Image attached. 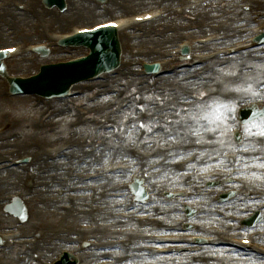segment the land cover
I'll return each instance as SVG.
<instances>
[{"label": "bare ground", "instance_id": "6f19581e", "mask_svg": "<svg viewBox=\"0 0 264 264\" xmlns=\"http://www.w3.org/2000/svg\"><path fill=\"white\" fill-rule=\"evenodd\" d=\"M92 7H93V5L91 3H89L88 0H75V4L74 3L72 4V9L70 10L72 12V14L70 15V19H72V20L83 19L85 11L89 10L91 12L93 9ZM230 7L232 8L233 5H231ZM208 12L210 13L211 11L207 10L204 13L205 15L202 14V17L203 18L208 17L207 16ZM40 16L44 17V14L42 13V15H40ZM92 19L93 18H91L89 20H92ZM177 21H178V19L171 18L169 20V23L172 24L175 28L176 23H178ZM54 22L56 24H63L62 20H59L57 18L54 19ZM155 29H156L155 26H154V28L146 29L147 35H149L150 32L154 31ZM156 33L160 34V32H158V31H156ZM160 41L164 45L169 44L167 38H165L164 36L160 37ZM241 56H244V54ZM241 58H243V57H235V58L231 59V61L235 60L233 62V68L231 69L232 79H229V77L227 75H221V74H219V72H217L216 75L203 78L201 82H191L190 84H188V86H186L184 83L179 82L177 80H171L172 77L165 78L166 79L165 84H167V86H170L171 84L176 85L177 90L179 92H182V94L188 93V92H183L186 90V87H193L194 89H199V90L202 88H205V89H210V90H213L216 92H219L220 89H223L225 87H238V88H240L239 90H242V89H244V87H246L245 89H251V91H256V92H259L261 94L262 91H260L258 87H255L254 83L250 82L249 79L252 76H254L256 73L260 74V73L264 72V57L260 58V60L262 61L261 64H257L251 68V74L247 73V71H246V66L248 64V58H243V59H241ZM123 59L124 58H122V60ZM233 73H234V76H233ZM223 76H227L226 80L223 79ZM167 90L168 89L165 87V91H167ZM251 91H247V92L249 94H251ZM144 94H145V91L137 92V96H139V97H142ZM154 94L157 95L156 93H154ZM209 97H211V94L208 93V96L206 98H204L203 101L206 100L207 98L210 99ZM21 99H28V98H21ZM174 111L175 110L173 109V112H171V114L167 115V117L164 120H162V123L160 124L161 129L163 130L165 126L175 127L176 132L180 133L179 136L184 138L186 140V142L189 141L191 135H193L194 137L201 138V139L205 138L206 141H208V144H209L208 148H206L204 151L201 152L202 157L200 158V156H199L198 157V159L200 158L199 161L194 165L198 170H200L204 164H211L210 162H215L216 160L208 161L210 158L207 159L206 155L219 150V148L222 147L223 142L221 139L217 138L216 136L208 137L207 134L209 133V131H205V129H207V128H218L221 126V121L215 119L214 121H216V122L213 123V125L212 124H210L209 126L200 125V127H198V125L194 124V123H197L196 119H193L194 120L193 127L187 128L188 127L187 124L183 123V119L185 117L184 113H186V112H182V114L177 117L176 114H174ZM187 111H189L188 116L197 117L196 113L193 114L192 109H189ZM203 114H206L205 111L203 112ZM222 114H223V116L221 117V119L223 120V124H224V122L227 124V122H229V120H228V117H227L226 113L224 112V110L222 111ZM219 115H220V113H218L217 116H219ZM113 119L118 121L119 117L115 116ZM169 119H172V120L168 121ZM35 128L38 129L39 127L35 126ZM162 130H160L161 132L159 133V136L163 138L164 135L162 133ZM193 132H196L198 134L194 135ZM19 138H18V140H19ZM18 140H17V142H18ZM249 140H250L249 142H251V137L249 138ZM186 142H185V144H186ZM253 142H254L255 146L257 147V150H264V137H259L258 140L253 139ZM177 150H179V151L185 150L182 141H180L178 143ZM169 156H170V154L166 156V159H168ZM217 156H219V155H215V157H217ZM168 163H169V160L161 167L159 179L161 180L163 185H171V186L175 187L179 183L180 176L178 175V173L176 171L169 168ZM240 163H241L240 167L244 173H247V175L249 173L253 174V176H251V180L249 182L250 187L252 186V187L264 188V177H262L256 171V166H258L259 163L256 161L255 155H252V159L250 158V155H247V154L243 155V157L240 160ZM38 164L39 163L35 164V166H37ZM28 172H26L27 177H29ZM8 179L9 180L14 179L15 181L10 183ZM23 182H24V176L22 177L20 173L16 172L15 170H11V174L9 175V177H7V178L1 177L0 178V188H1V190H6V189H8V187L11 184H17L18 185L19 183H23ZM198 183L203 184L202 182H198ZM197 193L202 194L204 196V193L201 190V186H197V187L193 188L192 194L190 197H192L193 195H195ZM102 202L107 205V202H105L103 200H102ZM153 202L161 203V200L157 196L156 198L153 199ZM209 204L210 203L207 200H203L201 203H199L197 205L201 208V210H200V219L201 220L200 221H202V224L204 225V222H208V223L218 225L221 223V221L224 222V219L221 217V215L214 216V217L211 215V214H214L216 212H219L220 210L214 209V208L208 209ZM234 204H235V202H233V200H232L231 202H229L227 204V206H222L220 209L223 210L224 212L225 211H231L232 208H234V206H235ZM2 206H5V205H3V204L0 205V207H2ZM155 212H156V214L160 215L164 221H167L168 218L172 214L178 213L179 209L176 205V202H171V203L165 204V206L160 205ZM224 212H223V214H224ZM71 214H72V217L70 218L71 220H75L76 218H81V215L78 214L76 211H74ZM33 215L35 216L34 218H33ZM33 215L31 217V220L35 221L36 218H38V217H36V214H33ZM89 217H92V219L96 222L99 220H103V221L105 220V221L110 222V223L114 222L113 220H110L108 218H105V217H102L99 215H91ZM89 217H83V218L89 219ZM263 217H264V213H263ZM31 223H33V222H31ZM118 224L120 226H126L125 224H127V223H119L118 222ZM97 233L100 235L103 234V232H97ZM139 243H143V241L140 239L138 234H133V236L131 238V245L129 246V250L134 252L136 250L137 244H139ZM27 250H29L34 255H36V251H40L41 255L43 253H45V254L48 253V249H46L45 247H38L37 245H35L33 247H27ZM139 252H140L139 250H136V253H134V259H135L134 264H139L138 260L141 258L138 256ZM238 257H241V256L233 255V256L224 257L222 255V250L207 249V250H204V251H201L200 253H198V255L194 257V262L192 264H195L196 262L198 264H214V263L215 264H242V263L243 264L244 263H246V264H248V263L264 264V260H262V259L259 260V258H253V257L250 259H245L246 261H239V260L235 261V258H238ZM189 259L190 258L187 255H180V256H178V258L173 256L171 261L169 262V264H191L188 262Z\"/></svg>", "mask_w": 264, "mask_h": 264}, {"label": "rangeland", "instance_id": "374dc122", "mask_svg": "<svg viewBox=\"0 0 264 264\" xmlns=\"http://www.w3.org/2000/svg\"><path fill=\"white\" fill-rule=\"evenodd\" d=\"M94 2V0H92ZM95 3V2H94ZM97 5V4H96ZM103 4H99L97 5V10L100 9V7H102ZM93 13H95L94 11H92ZM99 12V11H98ZM101 13V12H99ZM107 16V15H106ZM105 17V13L104 16L101 14H99V19L97 18L96 20H89L91 19L90 15L88 17H84L82 20L79 21H74L73 22V26L76 25H90V24H94V23H98L100 21H102V19H104ZM10 20V19H9ZM33 20L30 19L28 21V24H30ZM89 21H92L91 23H88ZM12 24H16L14 19H11L10 21ZM16 29L14 27V25H10L7 23V25H5V28L3 30H0V48L8 46V45H12L15 42L11 39V37L9 36V34H13L14 30ZM68 30V25H65L64 28V32H66ZM57 31H60L59 29H57ZM21 42H25L26 41H18V43L21 44ZM140 42V41H139ZM157 45L156 43L153 42H142V45ZM173 43L170 44L169 46L172 47ZM57 58H64L66 59L67 56L64 55H60V56H52L51 53H49V55L47 56V61L51 60V59H57ZM15 59V58H14ZM14 59H10V60H6L5 66L7 67L8 71L11 72L14 75H25V74H31L33 72H35L38 68L37 65H39V63L41 62H45L46 59L44 60H40L38 57H34V56H30V57H25V55H20L18 57V59L14 60ZM32 66H31V65ZM21 68V69H20ZM262 75H256L252 81L253 82H257L259 80H261ZM6 88L5 84L0 82V121H7L8 118H12L16 124V126L10 130V134L7 133L5 138L9 137V136H14V134L16 135H20L21 134V130L18 129L21 125H23L22 127V134L20 136L21 139L18 142L19 146L21 147L22 144H30L32 141H36L39 140L40 142H48V143H55L61 139L66 138L67 136H69V134L73 131V129H71V124L74 125L73 123L76 122L77 120H79V118H84L82 117V115L80 114H84V111H78V107H80V105L82 106H86L84 100L82 101H71V102H67L62 104H56V107L58 110L60 109H66L67 107H73L75 109V111L68 117L66 118H61V120H59V115L56 116L50 123L52 126V128H47L45 125L46 123H44L43 119H44V112L41 109L42 107L38 104H35L33 99H13V100H6L4 99L3 93H4V89ZM191 96H197L198 93H190ZM185 96H187L186 94H180V93H176L174 96L170 97V102L171 100H174L175 104H177V102L179 100H187V98H185ZM174 98V99H173ZM161 100V103L163 105H168L167 101L162 100V97H157V100ZM43 104H48L47 102H43ZM49 105V104H48ZM95 106V105H94ZM37 108H39L40 110L38 111ZM68 108V109H69ZM87 113L88 115L91 113V108H87ZM10 118V119H11ZM85 119H88L87 116H85ZM90 121H86L88 122V126L92 127L93 126V120L89 119ZM46 121V120H45ZM85 122V123H86ZM48 123V124H50ZM68 124V126H66V129L63 131L62 129H64V124ZM35 126H38L40 129L39 131H37V129H35ZM68 127V128H67ZM58 128V129H57ZM225 128H223L220 131H224ZM253 130V129H252ZM80 131L82 133H84V130H82V128H80ZM9 134V135H8ZM254 136V135H253ZM20 173H23V171H19ZM68 172V171H67ZM67 172H59L60 177H65V175H67ZM51 173H55V172H51ZM51 173H47L45 175V178L49 177V174ZM22 175V174H21ZM50 179V178H47ZM60 179V178H59ZM22 185L19 186H10L8 190L4 191V194H14V193H19L22 192L23 188ZM24 192V191H23ZM37 199H41L42 197L45 196V194L43 196H40V194H37ZM36 201V199L34 200ZM29 207H28V212H29ZM46 210V209H45ZM58 210V209H57ZM31 213H29V215L27 214V219L26 222L28 225L29 224V219L30 218ZM42 218H45V220H42L41 223L47 224V225H53L55 224L56 226L60 225V224H56L61 223V220H59L56 216H42L40 215ZM77 223H84L87 224L88 222L86 221H77L75 220L74 222V226L77 225ZM29 228L32 229V227L28 226L26 227V230ZM16 254V253H15Z\"/></svg>", "mask_w": 264, "mask_h": 264}, {"label": "snow or ice", "instance_id": "6c2138e0", "mask_svg": "<svg viewBox=\"0 0 264 264\" xmlns=\"http://www.w3.org/2000/svg\"><path fill=\"white\" fill-rule=\"evenodd\" d=\"M112 27H116V25H111ZM10 51H12V50H10ZM234 91H239V89H235ZM244 91H251V89H245ZM251 94L253 95V96H258V95H260V93L259 92H256V91H251ZM205 95H208L207 93H203V94H201V97H200V99L201 100H203V96H205ZM186 103H191V101H185ZM213 103L214 104H216V105H218V107L215 109V111L216 112H219V109L220 108H224V109H227V111H228V113L229 114H231V113H234L235 111H236V108H235V105L234 104H232V105H229V104H224V103H221L219 100H216V99H213ZM199 107H201V108H212V105H210V104H207V102L205 101V102H203L202 104H200V105H198ZM141 110H143V109H141ZM185 111H186V109H185ZM223 116V114L221 113L219 116H217L216 117V119L217 120H220L221 121V123H223V120L221 119V117ZM193 119H196V117H192ZM203 119H205V120H207L208 119V117L207 116H204V117H202ZM226 119V118H225ZM212 123H215L216 121H211ZM245 123V131L251 136V135H255V136H258V137H264V127H260V126H255V127H257V131H253L252 130V128H250V127H248V123H250V122H244ZM140 127L141 128H143V127H145V125L144 124H141L140 125ZM148 130L149 131H151V128L149 127L148 128ZM205 131H210V132H215V131H217V129L216 128H207V129H205ZM193 134L194 135H197L198 133H196V132H193ZM202 141L201 140H197L196 141V143H201ZM243 151H248V149L247 148H244L243 149ZM258 159V158H257ZM221 163H223V161H221ZM259 167H264V162H262L260 165H259ZM245 243H248V241H245Z\"/></svg>", "mask_w": 264, "mask_h": 264}]
</instances>
